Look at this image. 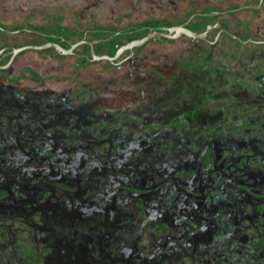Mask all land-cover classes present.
Wrapping results in <instances>:
<instances>
[{
  "label": "flooded vegetation",
  "instance_id": "flooded-vegetation-1",
  "mask_svg": "<svg viewBox=\"0 0 264 264\" xmlns=\"http://www.w3.org/2000/svg\"><path fill=\"white\" fill-rule=\"evenodd\" d=\"M71 1L0 19V264H264V0Z\"/></svg>",
  "mask_w": 264,
  "mask_h": 264
},
{
  "label": "rangeland",
  "instance_id": "rangeland-1",
  "mask_svg": "<svg viewBox=\"0 0 264 264\" xmlns=\"http://www.w3.org/2000/svg\"><path fill=\"white\" fill-rule=\"evenodd\" d=\"M11 1L8 0L7 3L5 4L7 6L6 10L8 11L7 18L6 19L0 18L6 25H12L14 22H23L25 18H29V19L33 18L31 22L41 25L46 20V18L59 19L60 17L64 19V21H62L63 24L67 26H77V28H80L79 26H82V25L83 27H86V26L88 27V26L93 25V22L91 23L88 22L85 24H83L82 22L79 23L78 21L79 18H77L76 16L81 13L80 8L72 7V8L63 9L61 7L62 0H18V1L11 0ZM134 1H138V0H105V3L109 5L112 2L115 3L116 5L115 13L119 14L121 10L125 9V11H127L126 5L129 2L131 3ZM150 1H155V0H150ZM78 2H79L78 0H75V1L72 0L71 2H68V3H70L69 6H75ZM2 5H4V3ZM171 7H172V4L168 6V9L171 10ZM93 13H94V16H96L97 14H100L104 17H109L110 15H112V13L108 11L107 9L105 11H101L99 8L94 9ZM75 19L77 20L76 22H75ZM103 20L104 18L93 20V21L94 23L101 24L102 22H104ZM26 59L30 61L32 60L36 61L35 65H37L40 68V71L45 75L51 71L50 69L52 68V64L55 66H63L64 71L62 72H57L56 70L54 71L56 72L57 77H60V79H62L64 75H66L67 78H70L73 74V67L75 65V59L72 57L58 58L52 61L49 59L48 56H45L42 53H34L31 51L22 55L19 58V62L23 63L24 60ZM100 72L105 75L104 77H108L111 75L110 68L103 70L101 69L100 65H93L91 67H87L85 70L81 71L80 74L84 78H89L91 75L96 76V74ZM193 215H196V211L193 212ZM101 218L102 217H100V219ZM74 219H75V212L69 211L67 215V223H65L67 228H70V221H73ZM74 226L76 227V225ZM219 234H221V232ZM170 242L173 245H176L175 243L176 241L171 240ZM238 257L242 258V255L239 254Z\"/></svg>",
  "mask_w": 264,
  "mask_h": 264
},
{
  "label": "water",
  "instance_id": "water-1",
  "mask_svg": "<svg viewBox=\"0 0 264 264\" xmlns=\"http://www.w3.org/2000/svg\"><path fill=\"white\" fill-rule=\"evenodd\" d=\"M167 31H168V33L161 32L158 34H161L167 38H175L177 35H179L181 33L186 34L188 37H190L193 40H199V39L205 38V34H203V33L199 34V33L192 32L186 28H183L182 25L167 28ZM145 41H146V38L135 40V41L130 42L124 48L126 49V48H132L134 46H139V45L143 44ZM80 43L81 42H78L76 44L71 45L70 49L62 48L61 46H59L57 44H53V43H48V44H44V45H40V46H26V47H22V48H18L16 50H14V56L20 54L21 52L25 51L26 49L42 50V49L49 48V47L55 48L56 51L61 55H64V56L73 55V53H74L73 49L76 48ZM93 57H94L95 61L107 59L110 62H112V59H113V57H109V56L97 57L94 54H93Z\"/></svg>",
  "mask_w": 264,
  "mask_h": 264
}]
</instances>
